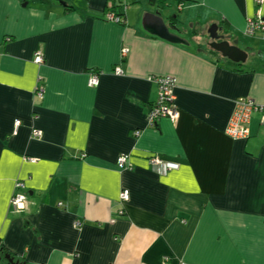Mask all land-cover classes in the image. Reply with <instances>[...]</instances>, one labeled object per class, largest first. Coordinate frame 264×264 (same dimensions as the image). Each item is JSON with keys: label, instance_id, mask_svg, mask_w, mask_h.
I'll list each match as a JSON object with an SVG mask.
<instances>
[{"label": "crops", "instance_id": "obj_1", "mask_svg": "<svg viewBox=\"0 0 264 264\" xmlns=\"http://www.w3.org/2000/svg\"><path fill=\"white\" fill-rule=\"evenodd\" d=\"M64 1L0 0V264H264L260 113L247 138L226 133L239 99L264 103V44L241 37L264 0ZM148 13L178 40L148 31ZM214 22L245 62L208 45ZM160 75L180 116L149 127ZM154 156L180 166L160 175Z\"/></svg>", "mask_w": 264, "mask_h": 264}, {"label": "built area", "instance_id": "obj_2", "mask_svg": "<svg viewBox=\"0 0 264 264\" xmlns=\"http://www.w3.org/2000/svg\"><path fill=\"white\" fill-rule=\"evenodd\" d=\"M257 2H262L263 0H256ZM109 19L117 22H121L122 17L120 15L109 14ZM264 30V11H258L252 16L247 18L246 26L244 29L245 35H253L259 31ZM8 37L6 38V41ZM1 45V42H0ZM128 53V48H124L122 51V58L125 57ZM44 61L43 55L41 51H36L35 53V62L41 64ZM115 74L122 75L123 70L121 66H116L114 69ZM154 81L158 84L159 88V96L151 109L147 114V125L149 127H153L157 125L158 121L167 117L172 121H177L180 116V112L178 110L177 105L175 104V94L174 89L176 87V78L172 75H160L154 76ZM99 83V75L91 74L88 79V84L90 86L97 85ZM42 96V93H38ZM253 112L260 113V121L261 125L264 126V103H257L253 99L243 98L239 99L237 102L236 108L233 111L228 125L226 126V133L233 138L236 139H245L250 135V129L247 123H249ZM20 124V120H16V125ZM135 133L137 135L140 134V130H136ZM33 134L36 136L42 135L41 129H35ZM129 155H122L118 159V163L121 166L126 165L128 163ZM36 158H31L30 161H36ZM150 164L155 170V172L165 175L169 171L173 169L179 168L180 164L176 161L165 160L158 156L151 157ZM15 191L11 198V206L14 212H22L27 206V193L25 191V182L16 181ZM122 200L129 199V190L124 189L121 193ZM17 201L25 204L24 209H19L17 206Z\"/></svg>", "mask_w": 264, "mask_h": 264}, {"label": "water", "instance_id": "obj_3", "mask_svg": "<svg viewBox=\"0 0 264 264\" xmlns=\"http://www.w3.org/2000/svg\"><path fill=\"white\" fill-rule=\"evenodd\" d=\"M53 1L63 6L66 5V1L64 0ZM143 26L146 27V29L151 33L156 34L157 36H160L164 39L174 42L178 40L175 35L170 33L163 19L158 15L150 13L145 15V17L143 18ZM207 33L210 39L208 45L217 52H219L223 57L237 64H241L246 61L248 57L247 51L231 42V39L234 37V34L227 33L222 25H219L216 22L210 24L207 29ZM1 252L2 251H0V253ZM5 257L8 260L9 264H13L14 257H12L10 253H6Z\"/></svg>", "mask_w": 264, "mask_h": 264}, {"label": "rangeland", "instance_id": "obj_4", "mask_svg": "<svg viewBox=\"0 0 264 264\" xmlns=\"http://www.w3.org/2000/svg\"><path fill=\"white\" fill-rule=\"evenodd\" d=\"M241 37L242 38H249V39H251L254 43H260V44H264V30H262V31H259V32H257V33H255V34H253V35H242L241 34ZM138 130V129H137ZM119 159V158H118ZM119 164V163H118ZM120 165V164H119ZM121 166V165H120ZM159 174V173H158ZM160 175H162V174H160ZM18 181H22V180H18ZM24 181V180H23ZM25 182V181H24ZM25 187H26V185H25ZM25 190H26V188H25ZM122 193V192H121ZM120 196H121V194H120ZM129 196H130V192H129Z\"/></svg>", "mask_w": 264, "mask_h": 264}, {"label": "trees", "instance_id": "obj_5", "mask_svg": "<svg viewBox=\"0 0 264 264\" xmlns=\"http://www.w3.org/2000/svg\"><path fill=\"white\" fill-rule=\"evenodd\" d=\"M118 15H120L121 17H123V14L120 12V14H118ZM123 19V18H122ZM122 22V21H121ZM226 28H227V24L226 23H224L223 24ZM173 161V160H172ZM177 162V161H176ZM179 163V162H178ZM5 249H4V247L0 250V251H2L1 253H5L6 251H4Z\"/></svg>", "mask_w": 264, "mask_h": 264}, {"label": "clouds", "instance_id": "obj_6", "mask_svg": "<svg viewBox=\"0 0 264 264\" xmlns=\"http://www.w3.org/2000/svg\"><path fill=\"white\" fill-rule=\"evenodd\" d=\"M17 206L19 209H24L25 208V204L21 203L20 201H17Z\"/></svg>", "mask_w": 264, "mask_h": 264}, {"label": "bare ground", "instance_id": "obj_7", "mask_svg": "<svg viewBox=\"0 0 264 264\" xmlns=\"http://www.w3.org/2000/svg\"><path fill=\"white\" fill-rule=\"evenodd\" d=\"M174 94H175V89H174ZM175 96H176V94H175ZM175 100H176V98H175ZM19 263H20V261H16V260L13 259V264H19Z\"/></svg>", "mask_w": 264, "mask_h": 264}]
</instances>
